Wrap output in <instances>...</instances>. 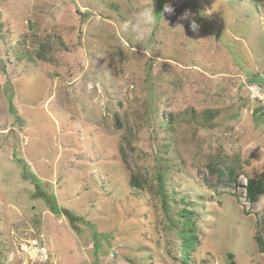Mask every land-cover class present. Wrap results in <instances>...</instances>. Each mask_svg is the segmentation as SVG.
<instances>
[{"label":"rangeland","instance_id":"374dc122","mask_svg":"<svg viewBox=\"0 0 264 264\" xmlns=\"http://www.w3.org/2000/svg\"><path fill=\"white\" fill-rule=\"evenodd\" d=\"M152 6L137 42L123 25ZM30 25L49 61L15 59L38 46ZM261 81L264 2L0 0V264H184L155 192L159 156L165 189L193 211L195 263L264 264V194L249 202L246 175L223 168L264 173Z\"/></svg>","mask_w":264,"mask_h":264},{"label":"trees","instance_id":"16d2710c","mask_svg":"<svg viewBox=\"0 0 264 264\" xmlns=\"http://www.w3.org/2000/svg\"><path fill=\"white\" fill-rule=\"evenodd\" d=\"M255 5H261L264 0H251ZM31 29V36L37 40L38 46L36 48H33L28 54H19L16 55V60H21L23 56H26L30 59H38L41 61H49V52L51 45L49 42L42 40L37 32L34 30V27L30 25ZM252 75L248 80L249 82H255ZM257 82V81H256ZM255 82V83H256ZM260 88L264 89V83L261 81ZM214 111L207 110L203 112V117L205 120L212 119L214 116ZM158 115H155L154 117H157ZM193 114L191 115V117ZM171 114L169 118L167 119H159L162 120L161 125L164 126L165 131L168 135H172L174 132V121ZM166 148V145H163ZM158 166L155 170V178H156V189L155 192L160 197V206L163 210L164 217L167 220L169 227L173 230L174 234L177 236V238L180 240L179 246H180V253L177 257V259L184 263V264H196V258L195 255V249L196 246L199 244L198 242V236L194 233V217H193V211L187 209L186 207H179L177 204V200L173 198V195H171L166 189H165V180H164V172L169 167V163L166 157H157ZM217 162L221 163L222 159H216V160H209L206 163V166L210 169L219 170L217 167H214ZM223 168L225 169V172L227 174V178L231 181L236 182L239 174H245L246 175V181L243 185L244 189V196L249 202L255 201L259 195L264 194V173H259L257 175H248L247 173H244V171L241 170V162L238 158L233 159L230 162H224L223 161ZM220 171V170H219ZM128 184L131 188H135L138 190H144L145 186L147 184L146 179L139 174L131 173L128 176ZM50 209L53 212H60L63 211V215L69 220L71 225L74 229L77 228L76 222L79 221L81 218L80 216L75 215L71 210L62 208L58 209L54 203H51L49 197L46 198ZM174 202L173 207L170 204V201ZM183 202V201H182ZM183 204H186V201L183 202ZM187 226V227H186ZM256 241L258 244L264 245V239L262 240L259 236L256 237ZM231 256V254H228ZM209 262V257H205L200 264H206Z\"/></svg>","mask_w":264,"mask_h":264},{"label":"clouds","instance_id":"9594fccd","mask_svg":"<svg viewBox=\"0 0 264 264\" xmlns=\"http://www.w3.org/2000/svg\"><path fill=\"white\" fill-rule=\"evenodd\" d=\"M173 12H174L173 7L171 5L165 4L160 16L163 18L164 13L172 14ZM189 17H190V13L188 11H185L183 15L180 17V19L187 20L189 19ZM156 22H157V14L155 13L153 6L144 7L139 11H137L131 19L127 20L124 23L123 27L126 31H130L132 37L137 42H143L148 36V30L150 26H152ZM179 26L183 28L182 25ZM189 27L193 32H195L198 30L199 25L193 19L191 20Z\"/></svg>","mask_w":264,"mask_h":264}]
</instances>
